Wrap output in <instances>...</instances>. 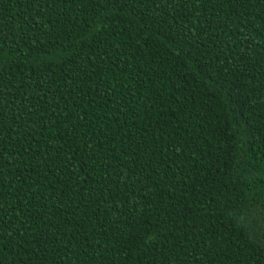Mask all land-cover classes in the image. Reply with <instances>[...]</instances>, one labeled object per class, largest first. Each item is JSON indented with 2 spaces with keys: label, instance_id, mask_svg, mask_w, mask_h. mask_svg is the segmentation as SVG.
Instances as JSON below:
<instances>
[{
  "label": "trees",
  "instance_id": "1",
  "mask_svg": "<svg viewBox=\"0 0 264 264\" xmlns=\"http://www.w3.org/2000/svg\"><path fill=\"white\" fill-rule=\"evenodd\" d=\"M0 264H264V0H0Z\"/></svg>",
  "mask_w": 264,
  "mask_h": 264
},
{
  "label": "snow or ice",
  "instance_id": "2",
  "mask_svg": "<svg viewBox=\"0 0 264 264\" xmlns=\"http://www.w3.org/2000/svg\"><path fill=\"white\" fill-rule=\"evenodd\" d=\"M116 3H119V0H114V5H115Z\"/></svg>",
  "mask_w": 264,
  "mask_h": 264
}]
</instances>
